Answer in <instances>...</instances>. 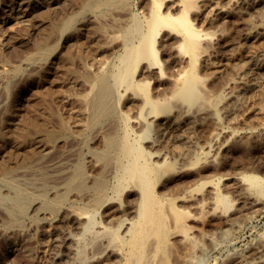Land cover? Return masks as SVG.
I'll return each instance as SVG.
<instances>
[{"label":"bare ground","instance_id":"obj_1","mask_svg":"<svg viewBox=\"0 0 264 264\" xmlns=\"http://www.w3.org/2000/svg\"><path fill=\"white\" fill-rule=\"evenodd\" d=\"M166 1L167 0H147L148 16L140 21L136 20L134 18L135 16H133V19L131 18L132 20L130 19L125 27L116 26L120 32V37L114 39L110 42V45L107 44L108 46L106 45V47H101L100 49L96 48L94 58L91 57L88 59L86 55L87 52L85 53L83 49L76 52V56H73L71 50L68 54L63 51L66 55L57 51L54 61L61 63L65 62V71L69 73L71 78L80 79L81 85L79 81L75 79L74 81L84 89L83 94L80 96L77 95L76 103L79 110H77L74 115L72 113L73 122L71 125L67 123L69 119L66 118L67 121H64L58 118V120H55L57 121L58 125L56 127L58 129L54 130L48 128L46 123H44V116L48 114L49 117L46 118L48 120H51L52 117L46 109L42 108L39 114L35 113L36 117L33 119L31 125H26L25 123L27 121L20 124L21 129L18 138H12L13 136L10 137L6 135L4 131L3 133L1 132L0 135V155L4 153L7 156L9 155L8 153L21 150L25 153L27 158H34L37 154H40V152L43 154L51 153L60 141L64 140L70 148L76 142L79 143L78 151L76 147V151L70 149L62 153L63 155L61 156H57L53 153L56 156L54 157L53 155L54 159L52 158L51 167L55 172L52 178L54 182L63 181L64 185H62V188L64 187V192L62 191L63 193L54 195L55 197L53 196L52 200H49L50 198L48 199V196L46 198L43 197L39 204L35 203L36 201L34 202L33 199V201L30 202L29 195L24 194L22 190H20V186V189L17 187L18 183L16 184L14 180H10L12 177L9 179V172L0 165V182L6 189L13 192V197L11 199H9L8 196L4 197L0 195V210L6 212V216H9L7 223L10 227L20 226L21 217L24 216L23 213H30L32 216L36 217L42 216L40 220L42 221L45 219L47 221V212H54L57 198L60 196H64L65 200L67 199L72 206L76 204L81 208L88 207L101 210V219L96 222L89 218L85 220V215L79 213L81 209L77 206L78 210H80L74 219L73 228L75 230L84 234L89 231L90 228L98 226L99 229L107 232L105 233L107 237L104 236L105 238L101 239L98 245L94 246V248L92 247V256L82 261L81 264H166L167 258L172 251V242H175L186 250L184 256L181 258L180 264H193L196 261L201 262L205 255V247H203L202 242H200L202 240H197L193 236L194 233L191 234L192 232L189 230L190 227L188 228L187 222L189 219L205 213L207 209L211 214L214 213L216 215V213H222L223 215L224 212H228V209L234 206V203H231L229 197L223 195L220 191V186L223 183L228 184L229 187L231 186L241 205L240 207L238 206L240 209L241 207H249L250 209L254 208L253 210L255 211L256 208L262 207L264 204V179L255 175H242L198 181L202 169L209 166L212 167L217 158H222L227 154L229 146L227 144L230 140L237 139L241 141L259 139V136L264 133V105H260L261 102H264V88L261 87V85H264V28L251 25V20L249 18H245V21H242L251 25L247 28V32L242 35L243 46H240L243 47V49L245 48L243 51L247 53L246 56L244 58L242 57L243 59L240 58V61L239 59L235 60L234 56L231 58V62H226L224 64L219 63V65H216L217 63L214 64V62L211 64L208 74L206 75H218L224 71L223 69L225 67L236 71L245 81L240 83L239 90L232 91L231 89V91L229 90L228 93L226 92L224 95V92H222L221 95H219V92V96L210 100L200 91V88H202L200 85L205 83H203L205 78L201 77V74L199 76L196 72V63L200 58H203L202 56L205 55L203 53L206 50L202 47V41H204V38H207L208 35L204 33L201 34L199 30L197 31L192 25L195 20L192 22L189 18V14L195 11L194 6L195 3L197 4L198 0H174V2H172V0V3L165 4ZM143 2V0H87L85 6H83L94 14L96 9L98 10L100 7H102L101 13H105L112 8L119 9L121 6L132 7L133 10H135V8L138 10V8L141 9V5L144 4ZM263 2L264 0H211L210 6L208 5L209 11L206 14V22L210 23V25H216L221 29L220 32H222V30H225V26H227L229 19L235 12H242L245 16L250 17V15H252L250 12L257 9ZM144 9L146 8L144 7ZM192 9L193 11H191ZM200 9L202 10V8ZM89 16L84 18L79 25L80 28H78L82 29L85 33L87 32L88 35L103 33L105 30L103 28L104 31L102 32V25L100 26L95 19L92 18L94 15L91 17L92 19L89 18ZM72 24L71 18L56 27L57 30L67 36L66 44L70 42V33H74L77 29V27ZM73 26L76 27V29ZM66 30L71 31L67 33ZM167 30L170 32V35L162 37L160 34ZM87 37L86 39H89V36ZM237 37L239 36L237 35ZM211 42L214 44L212 39ZM70 44L72 43L70 42ZM41 48L39 47V49ZM171 50H176L175 52L178 54V58H174V62L170 60L171 55L168 53ZM217 51L219 52V50H216V52ZM224 54L226 53L224 52ZM159 55H162L163 63L167 64L166 70L168 69L169 73L170 70H173L172 72H174V74L176 73L170 89V96L166 100L164 96L163 99H155L153 98L154 95H152V91L149 92L151 84H156L163 78L162 67L164 64L162 65L159 60ZM182 55L186 56L185 58L187 59L183 60ZM97 61H102L101 65L104 66H99L100 63H98V65L94 64V66L97 65L95 67L98 68L99 66L101 68L98 69L99 71L96 70V72H91L90 67L93 66V63H97ZM88 63H90L89 67H87ZM252 71L260 75V78H258L259 81L255 82L256 80L251 78L250 74ZM67 73H65V75ZM227 74L229 75V73ZM152 78L154 79L151 82ZM72 86L73 85L70 87L72 88ZM204 87L203 85V88ZM65 88L68 89V87ZM74 88L72 89L74 90ZM251 91L261 102L252 105L247 111V114L243 117L238 119L235 117V120L233 119L228 122L227 127L218 128V126H220V119L217 116V105L220 102L224 103V100H239ZM62 92H67V90ZM166 92L168 93V91ZM67 94L69 93L67 92ZM55 99H57V97ZM74 100H72V102H74ZM52 101H54V99ZM69 103L68 100H65L63 104L70 105L71 103ZM229 103H231V101ZM74 104H71V106H74ZM73 108L69 109L75 111V108ZM131 113H135V117H131ZM205 123L206 125L208 123L210 124L209 127L204 130L208 135L205 145L199 148L191 147L192 150L190 148H187L188 150L170 149L168 145L171 138H185L182 135L183 130L197 129L196 127H199V125L204 126ZM212 126H214L215 129L210 131L209 128ZM205 127L206 126H204V128ZM31 136L32 138L28 142V138ZM100 138L101 140H99ZM185 141L187 140L185 139ZM242 146L244 145L242 144ZM99 149L101 150L98 151ZM193 149L197 150L193 151ZM4 154L3 156H5ZM1 156L0 158L3 157ZM71 158H73L72 161H74L75 158L76 164L71 161ZM70 161L73 164L71 168H68ZM57 165H59L61 170H58L59 167ZM97 165L101 166L103 169H101L102 171H104V169L108 171H104L109 173L105 174L108 177H104L103 175L92 179V173H86L87 169L90 170ZM96 170H98V168ZM188 174H198V177L196 176L198 183L195 182L196 185L193 188H191L193 184H191V187H187L184 182L178 181L180 179L179 177ZM177 178L179 179L177 180ZM88 180H90L91 183L88 182ZM174 180H177V182H175L173 186H170L172 187L171 190L168 188V185ZM49 182L51 183V181ZM223 186L226 191V185ZM56 189L55 191H57ZM157 189L163 191L161 195L157 193ZM114 198L116 201H113ZM63 201H60L59 204H62ZM132 201L135 203L130 204ZM6 203H10V205L7 206L5 205ZM239 208L235 215L226 216L224 219L225 228L232 230L236 225L235 222L238 221L236 219H239L238 216L240 215L238 211L243 212L239 210ZM209 212L205 213L206 216ZM245 218H247V216ZM202 221L204 222L203 218ZM212 237L213 236L205 237L204 241L213 247ZM56 239L55 241L57 242L58 238ZM77 241L78 239L74 236L65 239L64 243L59 245L60 247L62 246L61 249L64 247L65 255L60 252L55 255V259L59 261L64 257L66 258V262L69 263V261L72 260L71 256L74 255L72 254L74 245L79 244ZM210 245L208 247H210ZM60 254H63V256L61 257ZM172 260L174 259L172 258ZM56 263L57 262H55V264ZM222 264H264V235H260L255 242L250 244L242 252L227 257Z\"/></svg>","mask_w":264,"mask_h":264},{"label":"rangeland","instance_id":"obj_2","mask_svg":"<svg viewBox=\"0 0 264 264\" xmlns=\"http://www.w3.org/2000/svg\"><path fill=\"white\" fill-rule=\"evenodd\" d=\"M86 1L87 0H0V135H1V132L3 133V131H4V132H6L5 133L6 135H9L10 137L13 136L12 138H15V137L18 138L19 133H20L19 131L21 129L20 124L25 123L27 121L25 124L28 126L31 125L33 122V119L36 117L35 113L39 114L41 112L42 108L46 109V111L49 112V115H51V117L53 118V119L51 118V120H48V119H46L47 117H49L48 114L44 116V119H45L44 123H46L48 128L57 130L58 128L56 126L58 124H57V121H55V120H58V118L61 120H64V121H67V119H69L70 121L68 120L67 123L71 125L73 122L72 116L75 114V112H77V110H79V108L77 107L78 105L76 103L77 95L80 96L81 94H83L84 89L82 86H80L81 85L80 79L74 78L75 80L79 81L80 85L76 84L77 82L74 81V79L71 78V76H69V73H67L65 71V69H66V63L65 62L61 63V62H57V61L55 62L54 61L57 51H59L60 53L61 52L62 53L67 52V54H68V52L71 50L73 52V53L71 52L73 54V56H76L77 55L76 52H79V50L81 51L83 49V50H85V53L87 52L86 55L88 56V59H90L91 57L94 58L96 48L100 49L101 47H106L107 44L110 45V42H112L114 39L120 37V32L118 31L116 26L125 27L129 23L130 19L131 18L133 19V16H135L134 18L136 20L140 21V20L145 19L149 14L147 0H143L144 1L143 2L144 4H142L143 6L141 5V9L138 8V10L136 8H135V10H133L132 7L121 6L119 9H113L112 8V9H109L110 12L106 11L105 13H101L102 7H100V8H98V10L96 9L97 13L95 12L94 14L92 11L85 9L84 6H85ZM171 1L172 0H169V1L167 0L165 4H169V3L174 2V0L172 2ZM210 1L211 0H205V1L204 0L203 1L198 0L197 4L195 3V6H194L195 11H193V9L191 10L193 12L189 14V16H190L189 18H190V21H192V22H193V20H195L194 21L195 24L193 22L192 25L197 31L199 30L201 32V34L204 33L205 35H208L207 38H204V41H202V44H203L202 47L204 48V50L206 49L205 50L206 53L204 52L203 54H205V55L202 56L203 58H200L197 61L196 72L198 73L199 76L201 74V77L205 78L203 81V83L204 82L205 83L200 85V87H202V88H200V91L203 92L204 96L207 99L211 100V99L221 95L222 92H224L223 93V95H224V94H226V92L228 93L229 90L231 91V89H232V91L239 90L240 85H241L240 83L245 81V79L242 78L241 76H239L236 71L225 68V67L223 69L224 71L221 72L222 74L220 73L218 75H215L216 77L206 75V74H208V70L211 67V64L214 62H215L214 64L217 63L216 65H219V63L224 64L226 62H231V58L234 56H235L234 57L235 60L239 59V61L246 56L247 53L243 51L245 48L243 49V47H240V46H243L242 35L247 32V28L251 25L264 28V21H263L264 20V2H263V4L261 3L257 9H254L253 12L252 11L250 12V14L252 13L253 17H252V15H250V17L245 16L244 14H242V12H235V14L232 15L231 18L229 19V23L227 24V26H225L227 29L225 28V30H222V32H220L221 29L218 28L216 25H213V24L210 25V23L206 22L207 21L206 14L209 11ZM145 3H147V4H145ZM144 7L146 9H144ZM200 8H202V10ZM198 10L200 11V13ZM198 14H199V16H198ZM88 16H89V18H91L93 16L92 18L95 19V21L100 26L102 25L101 26L102 32L105 30L103 33L98 34L99 36L96 34H94V35L89 34L88 35L87 32L85 33L82 29H79L80 23L84 20L85 17H88ZM259 16H261V17H259ZM121 17H123V18H121ZM71 18H72V23H73L72 25L76 26L77 29H76V27L73 26L76 29L74 32L75 35L73 32L70 33V35H69L70 36V42L72 44H70V42L68 44H66L67 36H65L64 33H61V31L57 30L56 27L63 24V22H65L66 20L71 19ZM245 18H249L251 20V25L246 24L245 22H242V21H245ZM251 18H253V19H251ZM259 18H261V19H259ZM111 24H112V26H111ZM103 28H104V30H103ZM229 28H231V29H229ZM106 30H108V31H106ZM69 31H71V30H68L67 33ZM212 33H213V35H212ZM86 34H87V36H89V39H86V38H88L86 36ZM236 34L239 37H237ZM160 35L162 37L168 36V35H170V32L167 30L166 32L161 33ZM233 35L236 37H234ZM94 37H96L97 39ZM171 37H172V35H171ZM98 39H100V40H98ZM211 39L213 40L214 44H212ZM227 41H229V42H227ZM216 42H217V44H216ZM101 43H102V45H101ZM77 44H78V46H77ZM98 44H100V45H98ZM87 45L88 46L92 45V46L88 47ZM38 46L40 48L41 47L42 48L39 49ZM55 46H56V48H55ZM93 46H95V47H93ZM217 47H218V49H217ZM45 49H47L48 51ZM49 49L51 51H53L54 53L51 52ZM231 49H233V50H231ZM44 50L47 52H45ZM216 50H219V52L218 51L216 52ZM175 51L176 50H171L170 52H168L169 55H171L170 60L172 62H174V58L175 59L178 58L177 57L178 54ZM224 52L226 54H224ZM39 53H40V55H39ZM64 54L66 55V53H64ZM205 56H206V58H205ZM185 57L186 56L182 55L183 60L187 59ZM159 60L161 61L162 65L164 64L163 65L164 69L162 67V72H163L162 77L163 78H161L158 81V83L151 84V86H150L151 88L149 87L150 88L149 92L152 91V95H154L153 98H155V99L156 98L163 99V96H164V99L166 100L170 96V94H169L170 89L172 87L176 73L174 74V72H172L173 70H170V73H169L168 69L166 70L167 64L163 63L162 55H159ZM101 62L102 61H97V63H93V66L90 67L91 72H93V71L96 72V70H98L102 66H104V65H101L102 64ZM98 63H100L99 66L101 65V67L98 66V68H97L95 66H97ZM205 63H207V64H205ZM89 64L90 63H88L87 67H89ZM94 64H97V65L94 66ZM226 72L229 73V75ZM252 72H251L252 75L250 74L251 78H253V80H256L255 82L259 81L258 78H260L259 77L260 75L256 72H253L254 73L253 74ZM65 73H67V74L65 75ZM171 73H173V74H171ZM171 75H173V76H171ZM68 76L70 78V79L68 78L70 81L67 79ZM233 76H234V78H233ZM153 79L154 78L151 79V82L153 81ZM70 84L73 85L72 88L75 87L74 90L70 87L71 86ZM157 84H159V85H157ZM203 85L205 86L204 88H203ZM227 85H228V87H227ZM65 87H68V89ZM79 87H81V88H79ZM261 87L264 88V85H261ZM161 88H163V89H161ZM65 89L67 90V92L69 94H67V92H62V91H66ZM69 90H71V91H69ZM210 90H211V92H210ZM158 91H161V92H158ZM166 91H168V93ZM218 93H219V95H218ZM57 94H59V95H57ZM162 94H164V95H162ZM253 94L254 93L251 91V92L247 93L246 95H244L245 97H242L243 99L240 98L239 100H235V101L224 100V103L220 102L217 105V114H218L217 116L220 119V126H218V128L227 127L228 122L232 121L233 119L235 120V117L237 119L243 117L244 115L247 114V111L251 108L252 105L259 104V102H261V100L258 99L255 94L254 95ZM66 96H67V98H66ZM165 96H166V98H165ZM249 96H251V97H249ZM56 97H57V99H55ZM60 98H62V99H60ZM72 98H74L75 100ZM53 99H54V101H52ZM64 99L68 100V102H70L72 105L74 103H76V104H74V106H71L70 103H69L70 105L63 104L65 101ZM247 99H248V101H247ZM59 100H61V101H59ZM72 100H74V102H72ZM228 101L229 102L231 101V103H229ZM46 103H48V104H46ZM261 103H264V102H261ZM261 103H260V105H264ZM47 106H50V107H47ZM68 107L71 109L74 107L75 111L69 109ZM66 108H68L69 110ZM122 109H123V106H122ZM8 112H10V113H8ZM72 113H73V115H72ZM135 115H136L135 113H131V117L132 116L135 117ZM2 123H4L5 125ZM209 123L207 125H206V123L204 124V126H206L205 128L203 125H201L202 128L199 125V127H196L197 129L193 128V129L183 130L182 135L185 138L180 139V138L173 137V138H171L172 140L170 139L168 146L170 147V149L174 148V149H180V150H186L187 148H190L192 150L193 147L194 148L202 147L203 145L206 144L205 142H207V136L208 135H207V132H205L204 130H206V128L209 127V125H210ZM213 127L214 126L210 127L209 130L210 131L214 130L215 127L214 128ZM3 128H4V130H3ZM1 129H2V131H1ZM259 137H258L259 139L256 138V139H248V140H241V141L237 140V139L236 140H230L227 144V145H229L227 154L222 158L221 157L217 158L212 167L209 166V167L202 169V171L200 170L201 176L198 178L199 180L196 179V176L198 177V174L184 175L183 177H179L180 179L177 178V180L179 179L178 181L184 182L185 186L187 185V187H191V184H193L191 187V188H193L196 185L195 182L198 183V181L215 180L217 178H228V177L242 176V175H255L257 177L264 179V166H263L264 165V133L261 134ZM0 138H1V136H0ZM31 138H32V136L28 138V142L30 141ZM185 139L187 141H185ZM99 140H101V138ZM5 142H6V140H5ZM65 144L66 143L64 142V140L60 141L56 145V147H54V150H53L54 152L52 151L51 153H48V154H43L42 152H40V154H37V156H35L34 158H27L25 153L21 150H18L16 152H12V153H8L9 154L8 156L3 153L5 156H3V154H1L3 157L0 155L2 157V158H0V165H2L6 169V171L9 172V179L12 177V179H10V180H14V182L16 184L18 183L17 187L19 189L21 187L20 190H22V192L24 194L29 195V196L28 195L27 196L30 198L29 199L30 202H32L34 200V202L36 201L35 203L39 204L42 201L41 198H43V197L46 198L47 196H48L47 197L48 199L50 198L49 200H52L54 195H57V194L59 195V193L64 192V190H63L64 187L62 188V185H64L63 181H55V182L53 181L52 177H53V175H55V172L51 167L52 160L54 159V157L56 155L61 156V155H63L62 153L67 152V150L68 151L70 149L75 150L76 147H77V151L79 150V146H78L79 143L78 142L73 144L71 148H70V146H67V144L66 145ZM242 144L244 146H242ZM248 145H250V146H248ZM240 147H241V149H240ZM100 150L101 149H99L98 151H100ZM194 150H197V149H193V151ZM248 152H250V153H248ZM53 153L56 155H54ZM261 153H263V154H261ZM53 155H54V157H53ZM170 157H171V155H170ZM72 160H73V158H71V161ZM71 161L69 162L70 167L68 166V168H71V165L73 163L76 164L75 158H74V161H72L73 163ZM57 166L59 167V165H57ZM73 166H75V165H73ZM221 166H223V167H221ZM262 166H263V168H262ZM96 167L98 168V170H96L97 169ZM85 169H87V168H85ZM101 169H102L101 166L97 165L95 167H92L90 170L87 169L86 173L87 174L92 173V175H91L92 179L97 178V177H101L103 175H104V177H108L107 175H105V174H109V173H106L108 171L104 169V171H106V172H104V171H102L103 169L102 170ZM225 169H227L228 171ZM13 170H15V171H13ZM58 170H61L60 167L58 168ZM211 171H212V173H211ZM15 173H17V174H15ZM215 173H217V174H215ZM220 173H222V174H220ZM97 174H98V176H97ZM203 174L206 176H204ZM209 174L211 175V177ZM15 175H17V176H15ZM50 176H51V178H50ZM203 177H204V179H203ZM205 177H207L208 179ZM47 178H49V179H47ZM177 180H174L170 185H168L169 186L168 188L171 189L172 187H170V186L171 185L173 186L175 184V182H177ZM49 181H51V183ZM88 182L91 183L90 180H88ZM90 183H88V184H90ZM45 185H46V187H45ZM223 185H226L225 186V187H227L226 191H225V188H223L224 187ZM0 186H2V187H0V195L4 196V197L8 196V198L11 199L13 197V192H11L9 189H6V187H4V185H2L1 182H0ZM50 187H51V189H50ZM221 187H222V189H221ZM228 187H229L228 184H224V183L220 186V191L222 192V194L229 197L232 204L234 203L233 204L234 206H232L230 209H228V212L227 211L224 212L223 215H222V213L221 214L216 213V215H215L214 213L211 214V212H209L208 209L207 210L205 209L206 212H209L210 214L207 213V216H206V214H205L206 212L204 210L205 213H203L199 216L193 217V218L189 219L187 222L188 228L189 227L191 228V229L189 228V230L192 232L191 234L194 233L195 235L193 234V236L197 240H199V241L202 240L200 242H202L203 247H205L204 248V250H205L204 258L201 260V262L196 261L193 264H206V263L207 264H222L224 262V260L227 259V257H230L231 255H233L235 253L242 252L250 244L255 242L256 239H258L260 237V235L261 236L264 235V206H263L264 204L262 205V207L260 206L259 208H256L255 211L253 210L254 208L250 209L249 207H243L244 209L241 207V209H240L239 207L241 205L239 204V201L236 198L234 191L232 190L231 186L229 188ZM38 189H40V190H38ZM55 189L58 192L55 191ZM161 192H163V191L157 189V193L159 195H161ZM45 193L46 194L48 193V194L46 195ZM59 198H57V202H56V205L58 204L57 206L59 208L55 205V208H57V209L54 208L53 213L47 212L48 213V215H46L47 221L45 219H43L41 221L40 218L42 216L36 217V216H32V214H30V213H27V214L23 213V215H24L23 217H21L22 215L20 214L21 215L20 216L21 217L20 226L18 225V226L10 227L7 223L9 216H6L7 215L6 212H4L3 210H0V264H55V262H57L58 264L59 263L70 264L72 262L74 264H81L82 261H84L88 257L92 256L91 250L94 248V246L99 244L98 242H100L101 239L107 237V234L105 235V233H107V232H104L103 230L99 229L98 226H95L94 228H90V230L87 231L86 233L81 234L80 232H78L77 230H75L73 228V223H74L75 216H77V213L79 212L80 209H81V211L79 213H82L85 215L84 216L85 220H87L89 218L91 220H95L96 222L100 221L102 211L98 210V209H94V208H88V207H82L81 208L80 206H78L76 204L72 206L68 202L67 199H66L67 200V202H66L64 196H60ZM63 200H65V201H63ZM60 201L64 202V203L62 202V204L64 206L62 204H59ZM113 201H116L115 198ZM236 202H238V203H236ZM132 203H135V202L132 201L130 204H132ZM235 203H236V205L237 204L238 205L236 206ZM5 205L8 206V205H10V203H6ZM77 206L80 208L79 210H78ZM235 208H236V210H235ZM238 208H239V210H242L243 212L238 211V213L240 212V215L238 216L239 219L238 218L236 219V220H238L235 222L236 227L235 226L233 227V229L234 228H236V229L231 230V229L225 228L226 226H224V219L226 218L227 215H229V216L235 215ZM258 211H260V212H258ZM242 214H244V215H242ZM69 215H71V216H69ZM246 216H247V218H245ZM198 218H199V220H198ZM202 218L204 219V222L202 221ZM4 226H5V228H4ZM192 226H194V227H192ZM8 230H10L11 232ZM23 231H24V233H23ZM70 236H74L75 238H77L78 239L77 243H79L77 245H74V247H73L74 251H72L73 252L72 254H74V255L71 256L72 260L69 261V263H67L66 258L62 257L63 254H60L62 257L61 260H59V261L56 260L55 255L59 254L60 252L64 253V255H65L64 247H63V249H61L62 246L60 247L59 245L64 243L65 239H67ZM98 236H99V238H98ZM101 236H102V238H101ZM211 236H213L212 237V239H213L212 245H214L213 247L204 241L205 237H211ZM219 236H221V237H219ZM49 238H51V239H49ZM56 238H58L57 242L55 241V240H57ZM218 238H219V240H218ZM225 239H226V241H225ZM52 241H54L55 243ZM60 241H62V242H60ZM87 241H89V242H87ZM172 244H173L172 245V251L167 258L166 264H180L181 258L184 256V253L186 252V250L184 248H182L180 245L176 244L175 242H172ZM209 245H210V247H208ZM206 247L209 249H207ZM87 248H89V249H87ZM178 250H179V252H178ZM172 258L174 260H172ZM52 260H54V261H52ZM175 261H177V262H175Z\"/></svg>","mask_w":264,"mask_h":264}]
</instances>
